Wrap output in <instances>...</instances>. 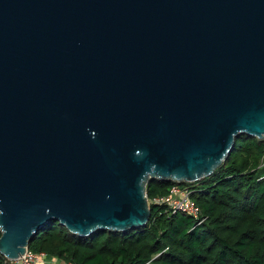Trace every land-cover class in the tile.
Here are the masks:
<instances>
[{
  "label": "water",
  "instance_id": "obj_1",
  "mask_svg": "<svg viewBox=\"0 0 264 264\" xmlns=\"http://www.w3.org/2000/svg\"><path fill=\"white\" fill-rule=\"evenodd\" d=\"M264 141V0H0V254L151 218L147 185Z\"/></svg>",
  "mask_w": 264,
  "mask_h": 264
},
{
  "label": "trees",
  "instance_id": "obj_2",
  "mask_svg": "<svg viewBox=\"0 0 264 264\" xmlns=\"http://www.w3.org/2000/svg\"><path fill=\"white\" fill-rule=\"evenodd\" d=\"M263 156L264 141L241 136L211 177L181 185L202 219L150 204L145 228L86 238L52 222L34 237L29 252L45 255L47 264H264ZM174 186L179 184L152 180L147 197H165ZM0 264L18 263L0 254Z\"/></svg>",
  "mask_w": 264,
  "mask_h": 264
},
{
  "label": "built area",
  "instance_id": "obj_3",
  "mask_svg": "<svg viewBox=\"0 0 264 264\" xmlns=\"http://www.w3.org/2000/svg\"><path fill=\"white\" fill-rule=\"evenodd\" d=\"M261 169H264V156L260 160ZM150 204L166 205L175 211H182L192 215L195 219H202L200 207L191 197V192L183 186H174L170 189L169 195L165 197L154 198L149 201ZM45 255L37 256L31 252L20 259V264H47ZM55 262V261H53ZM18 263V262H17ZM72 264V263H69Z\"/></svg>",
  "mask_w": 264,
  "mask_h": 264
},
{
  "label": "rangeland",
  "instance_id": "obj_4",
  "mask_svg": "<svg viewBox=\"0 0 264 264\" xmlns=\"http://www.w3.org/2000/svg\"><path fill=\"white\" fill-rule=\"evenodd\" d=\"M44 261H46V262H47V260H44ZM51 262H53V261H51ZM18 264H20V262H18Z\"/></svg>",
  "mask_w": 264,
  "mask_h": 264
}]
</instances>
